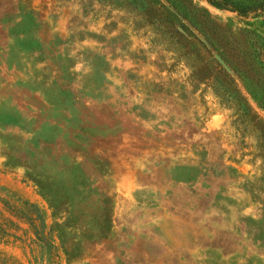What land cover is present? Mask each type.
Wrapping results in <instances>:
<instances>
[{"label": "rangeland", "instance_id": "rangeland-1", "mask_svg": "<svg viewBox=\"0 0 264 264\" xmlns=\"http://www.w3.org/2000/svg\"><path fill=\"white\" fill-rule=\"evenodd\" d=\"M171 1L237 86L154 0H0V264H264V0Z\"/></svg>", "mask_w": 264, "mask_h": 264}, {"label": "trees", "instance_id": "trees-1", "mask_svg": "<svg viewBox=\"0 0 264 264\" xmlns=\"http://www.w3.org/2000/svg\"><path fill=\"white\" fill-rule=\"evenodd\" d=\"M154 0V2L159 5L161 8L165 10V16L167 18H171L170 20V33H174L176 35H179L181 37H184L185 35H191L194 38L195 35L194 33L189 29L187 25L183 23V20L187 22V24L198 34L204 39L205 42L199 41V43L203 46V48L209 53L211 57V61L209 62L210 64H214L213 70L215 72L214 78L216 81L220 83V85H233L237 86L236 80L227 72V70L223 67L222 64L219 63L216 59L213 58L212 52L218 55L224 64L229 68V70L235 72L234 63L233 61L229 60V54L227 53V49L225 47V44L223 41L219 38H215L210 31L205 30V26H201L198 20L195 21L193 20L192 17L188 16L187 12V7L185 6H180L179 4H176L175 2L171 0ZM208 4L219 8V9H224L228 10V8L225 4V1L227 0H205ZM264 5V4H263ZM261 5V6H263ZM151 10L153 11V7H151ZM242 14L245 16L247 15V11H243ZM197 39V38H196ZM207 46L211 47L212 52L208 50ZM223 83V84H222Z\"/></svg>", "mask_w": 264, "mask_h": 264}, {"label": "water", "instance_id": "water-1", "mask_svg": "<svg viewBox=\"0 0 264 264\" xmlns=\"http://www.w3.org/2000/svg\"><path fill=\"white\" fill-rule=\"evenodd\" d=\"M216 58H217V61H219V63L222 64L223 67H224L227 71H229V68L224 64V62L222 61V59H221L218 55L216 56Z\"/></svg>", "mask_w": 264, "mask_h": 264}]
</instances>
